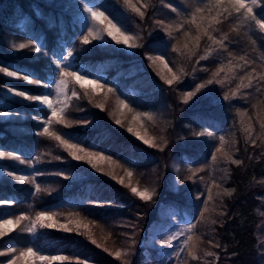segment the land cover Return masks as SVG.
I'll return each instance as SVG.
<instances>
[{
	"label": "trees",
	"instance_id": "1",
	"mask_svg": "<svg viewBox=\"0 0 264 264\" xmlns=\"http://www.w3.org/2000/svg\"><path fill=\"white\" fill-rule=\"evenodd\" d=\"M85 1L122 21L135 33L140 46L130 52L112 41L105 44L94 41L82 46L80 39L87 28L77 12ZM132 3L144 12L143 18L125 5L124 0H0V67L30 73L48 83L58 76L55 62L68 48L75 53L73 69L107 82L114 90L107 94L103 90L93 93L90 85L81 88L71 80L67 89L71 99L64 112L71 127L57 124L53 118L50 130L71 135L73 141L78 140L89 150L109 156L121 169L132 162L136 173L143 172V178L153 184L152 199L142 201L131 193V187H125L129 183L124 181L122 185L119 180H113L105 174V168L98 172L84 161L72 160L59 141L37 135L43 131L42 121L51 115L50 111L38 102L8 94L0 87V111L9 113L0 116V151L18 154L26 161L0 158L3 169L0 200L14 202L0 205V219L34 217L37 211H51L58 214L59 222L92 221L89 231L101 245L97 247L77 232L38 229L32 235L21 228L0 237V251L16 249L0 256V264L19 256L27 247L46 256L69 257L68 261L52 264H76L77 259L90 264H140L145 247L138 244L143 233L147 235L151 222L154 225L159 220L158 212L168 205L177 210L190 207L184 195L189 177L198 176L195 183L206 184L210 180L209 157L218 139L207 138V133L191 136L202 124L213 134L219 132L216 128L221 125L232 126L233 130L228 132L234 142L232 159L240 163L226 161V177L218 191L214 190L208 211L198 214L196 209L189 208L199 235L197 259L192 264H264V238L259 232L264 224V129L261 128L264 80L260 79L264 75V34L254 25L245 26L235 15L217 16L212 35L217 40L227 36L225 47L218 48L201 34L194 54L189 57L184 45L191 47V37L197 35L196 25L191 23L192 14L200 8L202 12L197 16L207 18L210 11L216 16V11L222 9L212 11L215 0H132ZM260 7H264V0H258L256 10ZM172 8L177 11L173 12ZM157 20H163L167 29L158 25ZM29 41L41 46V51L33 53L30 49L12 47ZM161 52L167 54L173 74L181 77L171 86L164 83L161 77L165 76L156 62L149 59ZM202 56L205 59H200ZM240 57L250 63L245 65ZM230 61L235 71L229 80L196 92L197 85H206L207 80L215 78L213 73L227 67ZM250 73L254 77L253 86L245 89L242 84L248 80L241 78ZM101 74L104 76L100 77ZM0 86L34 95L46 92L43 84L17 80L4 73H0ZM85 89L91 99L84 95ZM73 91L76 96H72ZM189 91L196 94L185 101L184 94ZM225 94L228 100L224 99ZM119 99H124L129 108L121 109ZM97 103L104 105L103 110L95 106ZM136 109L149 113L143 123L160 147L152 148L127 131L129 116ZM85 118L91 122L89 126L80 123ZM211 118L218 119L217 127ZM116 119L121 120V125L115 123ZM249 126L251 135L246 131ZM175 153L188 157L192 163L190 168L182 170L181 186L176 191L168 187ZM200 153L204 157L197 155ZM56 156L61 159L56 160ZM9 171L35 176L41 191L37 193L34 185L14 180L7 175ZM36 172L40 175L36 176ZM117 249L126 251L127 255L117 259L111 254ZM206 252L214 255L206 256ZM16 264H24V259Z\"/></svg>",
	"mask_w": 264,
	"mask_h": 264
},
{
	"label": "snow or ice",
	"instance_id": "2",
	"mask_svg": "<svg viewBox=\"0 0 264 264\" xmlns=\"http://www.w3.org/2000/svg\"><path fill=\"white\" fill-rule=\"evenodd\" d=\"M124 4L127 5L133 12L137 13L141 18L144 17V12L140 10V8L136 7L132 0H124ZM257 4L258 0H251L250 3H246V0H215V6L212 8V11H216L217 9H222V11H216V16H212V12H209V17H205L203 15L197 16V13H201L202 10L200 8H197L195 12L192 14L191 23L196 25L197 29V35L194 37H191L192 45L189 47L188 44H185L184 47L188 52L189 57L194 54L195 49L199 41L201 40V34L203 36H207L208 40L212 42L213 45H217L218 48L223 49L225 47L224 42L227 40V36L222 37L220 40H217L212 35V25L216 21L217 16L222 15H235L237 18L240 19L241 23L245 26L251 28L253 25L255 26V29L259 31V33L264 34V7H260L259 11H257ZM165 7H171L168 4H165ZM90 14V18L92 21V24L88 26L87 33L83 35L80 39V44L82 46H87L91 44L94 41H103L105 38V35L107 37H110L112 41H115L117 45H124L128 49H135L139 47L136 43L137 37L129 34L128 30L125 29L123 26L118 25L115 23L112 19L109 18V16L105 15L102 11H97L92 8L85 9ZM172 11H177L175 8H172ZM102 18L104 21L107 22V27H101L99 24H97V19ZM205 20H207V23H205ZM156 23L158 25H162L167 29V25H165L163 20H157ZM185 36H188V33H185ZM13 48H16L18 50H24V49H30L33 53H38L41 51V46L37 45L36 43H33L29 41L28 43H19L12 45ZM174 47V50L178 51V49ZM75 55L74 51H67L66 53H62L60 57L57 58V61L55 62V69L58 72V76L53 77L52 82L45 83L44 81L40 80L37 77H34L30 73H20L18 70H9L7 67H0V73H4L8 77L15 78L17 80L26 81L29 83H36V84H43L44 87L54 90L55 96L53 97L51 94V91H49L47 94H28L25 91L22 90H16L9 86H0L4 87L5 90L18 97H22L27 101L30 102H39V105L43 107H46L51 115L47 116V119L43 120V131L37 132V135L39 136H47L50 137L53 140L59 141V145L63 147V149L68 153V156L72 158V160L75 161H84L87 164L91 165L93 169H95L98 172L103 171L102 168L98 166L99 161H105L107 160L109 164H114L115 161H113L109 156L102 155L100 151L98 150H89L88 146H82L81 142L73 141V138L71 135L64 133V132H57L50 130V125L53 122V118H55V122L57 124H63L65 127H71V124L69 121H67L64 117L65 109L68 107V103L70 101V97L67 95V89L68 85L71 80H74L75 82L79 83L81 88H84L85 85H90L91 90L93 93L97 92L98 90H103L105 94L107 93H113V89L111 87L107 86V82H101L99 79H89L86 74L79 73L77 70L73 69L69 61L73 58ZM149 59H153L152 57H149ZM156 61H159L161 64H163L166 68L168 67V64L165 60V58L162 55H158L154 58ZM200 59H205V57H201ZM241 60L244 61L245 65L250 63V61L246 60L245 57H240ZM171 72V69H169ZM219 71H222V69H218L216 73H213L214 77L218 76ZM228 71H232L231 61L229 62ZM166 85H173L174 82L179 81L181 79L180 75L172 74L170 77H161ZM243 79H247V83H243L242 87L245 89L251 88L252 81L254 79L253 75L250 73L248 77H242ZM260 79L264 80V75L260 77ZM221 81L219 79L215 80V83H220ZM214 83L213 79L207 80V84L211 85ZM205 87V84H199L196 87V92H199L201 89ZM195 92H186L184 94V100L188 101L192 96H194ZM77 93L75 91L72 92V96H76ZM84 95L86 97L89 96V92L87 89L84 91ZM233 96L236 95L235 92L232 94ZM225 100L229 99V96L225 94L224 96ZM118 105L121 109H128L129 105L125 102L124 99L118 100ZM97 108H100L103 110L104 105L102 103H97L95 105ZM9 113L0 111V116L8 115ZM33 119H36V117H33ZM135 120L136 117H133ZM83 126H89L91 124L90 121H88L86 118L80 122ZM115 123L117 125H121V120L116 119ZM261 128L264 129V124H261ZM128 132L132 133L134 136H136L138 139L143 141L144 144L152 147L157 148L160 147L157 143L154 142L153 139L148 138L144 135H140L139 132H136L131 126L127 129ZM246 131L251 135V127L249 126ZM207 135L211 136L212 133L209 132ZM220 144L222 147L216 148V152L212 154L213 161L216 160V153H221V155L225 158V160L231 161L234 164H239L240 161L233 160L231 155L228 151L223 150V146L227 143L225 141V138L221 136L220 138ZM253 144H255V140L252 141ZM163 150V149H161ZM0 158H7L14 161H19L20 163H25L26 161L21 158L20 155L14 154L12 152H6V151H0ZM56 160H60V156L55 157ZM57 175H63V173H56ZM106 175L111 176L113 180H116V175L113 174L112 171H108L105 173ZM125 174L128 177H132L133 173L132 171L125 168ZM7 175L12 176V178L18 182H21L23 184H30L34 185L36 192L39 193L41 191L40 185L36 182L35 176L32 175H15L11 171L7 173ZM36 176L40 175L39 172L35 173ZM66 178V177H65ZM120 184H124L123 178L119 179ZM125 187H131V193L139 197L142 201H150L153 196V192L149 191L147 187H145L143 190H140L139 188L135 186H131V182H129L128 185H125ZM225 194H228L227 191ZM219 195V193H217ZM212 199V196H209V200ZM14 203L13 201L9 200H0V205H9ZM96 204V206H105L104 204H101L100 202H93ZM207 201H205V204L207 205ZM121 207L123 205H120ZM205 211H208L207 208H205ZM78 215V214H77ZM67 219V218H66ZM22 222H26L25 224H22ZM92 223V221L83 222L80 219H68L67 223H60L58 214L56 212L51 211H37L35 213V216H27V215H19L16 216L14 219H0V237H5L9 233L23 228L28 233L35 234L38 229H59L66 233H72L77 232L80 235H84L88 238V240L95 244L97 247H100L101 245L97 244V241L93 239L91 232L89 231V224ZM212 223H215L213 221ZM69 225H74L69 226ZM193 226L189 225L188 228L184 229L181 233L182 235H187V238L183 241V245L181 246V252H177V257L181 256L182 251L184 248L188 246V242L192 239L191 235H188V233L191 232V228ZM83 228L84 231L80 232L79 229ZM176 239L175 234L169 236L167 240H162L161 244H171L173 240ZM16 249L14 248H8L7 251H0V256L8 255L9 253H14ZM107 251V249H105ZM114 255L117 259H120L122 256L127 255L126 251H122L120 249H117L114 253H111ZM188 255L193 259H197L194 251L191 249L188 250ZM206 256H212L214 255L212 252H206ZM23 258L24 264H36L37 261L42 262V264H52L54 261H68L69 257L65 255H42L39 253V250H34L32 247H27L23 251H20L19 256H14L13 259L8 260L7 264H16V261ZM30 258V259H29ZM76 264H87V261L85 259H77ZM126 264V262H125Z\"/></svg>",
	"mask_w": 264,
	"mask_h": 264
},
{
	"label": "rangeland",
	"instance_id": "3",
	"mask_svg": "<svg viewBox=\"0 0 264 264\" xmlns=\"http://www.w3.org/2000/svg\"><path fill=\"white\" fill-rule=\"evenodd\" d=\"M87 8H92L97 11H103L101 7L94 6L92 3L89 1H85L81 7V9L78 10L77 14L80 17L81 20L84 21L85 27L88 28L92 24L90 14L85 11ZM106 15V14H105ZM108 16V15H107ZM112 19L115 23H117L120 26H123L125 29L128 30L129 34H132L135 36V33L131 30L128 29V27L120 20H117L115 18L109 17ZM97 24H99L101 27H107V22L104 21L102 18L97 19ZM112 41L110 37H107L105 35V38L103 41H97V43L100 44H105L107 42ZM115 43V41H112ZM116 44V43H115ZM117 45V44H116ZM119 47H122L126 49L127 51H133L134 49H128L124 45H117ZM67 51H70L68 48L65 49L66 53ZM162 55L167 64L168 67L166 68L163 64H161L159 61H156L154 58L156 56H152V60L156 62L157 67L159 68L160 72L163 73L165 77H170L173 74V70L170 66L168 56L167 54H163L162 52L159 54ZM217 57L219 60H221V56L216 53ZM158 56V55H157ZM73 59V58H72ZM72 59L69 61L71 64ZM223 61V59H222ZM228 66L227 67H221L222 71H219V75L215 77L214 83L211 85L206 84L205 88H212L216 86L217 84L222 83L223 81L229 80L235 71V66H232V71H228ZM171 69V72L169 71ZM104 75L101 74L100 77H103ZM89 79H93L90 76H87ZM219 79L221 82L220 83H215V80ZM53 81V78L50 82ZM45 94H47L49 91H51L52 96H55L54 90H50L46 88ZM4 92H7L5 88L3 89ZM8 93V92H7ZM9 94V93H8ZM68 95V94H67ZM69 96V95H68ZM39 103V102H38ZM149 113L142 111V110H134L131 116H129L128 119V127L131 126L136 132H139L140 135H144L148 138H151V135L148 133V128H146V125L143 123L145 120V116H147ZM4 117V116H1ZM133 117H136L134 120ZM211 121L216 123H219L217 118H211ZM127 127V129H128ZM219 132L217 134H213L211 136H207L209 139H213L217 137V146H215L210 154L209 157V171H210V180L208 183L204 184L202 181L199 183H195L196 177H189L187 180L185 186V191L184 195L188 201V204L190 207L193 209H196L198 211V214L201 212L205 211V208H208L210 205L209 196L213 194L214 190L218 191L219 189V184L223 179L226 177V170H227V164L225 158L221 155L219 157L217 156L216 153V160L213 161L212 159V154L216 152V148L222 147L220 144V137L223 136L225 138V141L227 142L223 147H225V151H228L231 157H234L233 154V139L228 135L231 133L232 126L231 125H221L218 128H216ZM205 133H209V129L206 128L203 124L201 127L194 132L193 134L191 133V136L193 137H201L204 136ZM199 156H203L202 153L197 154ZM135 164L132 162L126 165L124 168H120V166L116 163L114 164H109L107 160L105 161H99L98 166L100 168H105L106 171H112L114 175H116L117 180L120 178H123V180L126 183L131 182L132 186H135L139 188L140 190H143L145 187L149 189V191L153 192V184L150 182L149 179L143 178V172L136 173V168L134 167ZM192 166L191 161L189 160L188 157H184L181 153H175L173 155V158L170 163V176L168 180V187L174 191L178 190L179 187L181 186L180 178H181V172L184 168H190ZM125 168L128 170L132 171L133 175L132 177H128L125 174ZM3 169H0V172H2ZM205 201H207V205L205 204ZM189 207V208H190ZM189 208L183 207L179 208L177 210L174 206L168 205L164 209L160 210L158 212L159 220L153 225L152 222L151 224L147 227V235L146 233H143V237L141 238L140 242L143 241L141 245L139 242L140 247H145L142 250L143 254V259L140 262V264H192L193 259L188 255V250L191 249L194 251L196 257H197V249H198V232L196 230V223L195 221L191 220V214L189 212ZM4 219H9V217L4 218ZM60 223H67V221L60 222ZM189 225H192L193 227L191 228V232L188 233V235L192 236V239L188 242V246L184 248L182 251L181 256L177 257L176 253L181 252V246L183 245V241L187 238V235H182L181 233L183 232L184 229L188 228ZM73 226V225H72ZM259 232L261 235H263L264 238V224H261L259 227ZM175 234L176 239L172 241V243L169 244H161L162 240H167L169 236ZM32 235H34L32 233ZM264 245V242H263ZM7 264V262H6ZM87 264H90L87 261Z\"/></svg>",
	"mask_w": 264,
	"mask_h": 264
},
{
	"label": "water",
	"instance_id": "4",
	"mask_svg": "<svg viewBox=\"0 0 264 264\" xmlns=\"http://www.w3.org/2000/svg\"><path fill=\"white\" fill-rule=\"evenodd\" d=\"M142 243H143V241H141L139 245H141Z\"/></svg>",
	"mask_w": 264,
	"mask_h": 264
}]
</instances>
